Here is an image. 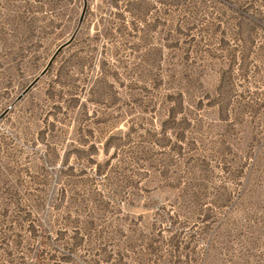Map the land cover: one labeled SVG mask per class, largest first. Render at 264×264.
I'll return each mask as SVG.
<instances>
[{
  "label": "rangeland",
  "instance_id": "rangeland-1",
  "mask_svg": "<svg viewBox=\"0 0 264 264\" xmlns=\"http://www.w3.org/2000/svg\"><path fill=\"white\" fill-rule=\"evenodd\" d=\"M0 264H264V0H0Z\"/></svg>",
  "mask_w": 264,
  "mask_h": 264
}]
</instances>
